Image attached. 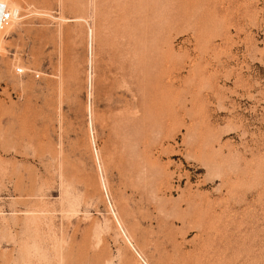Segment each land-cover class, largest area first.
I'll return each instance as SVG.
<instances>
[{
    "label": "rangeland",
    "instance_id": "rangeland-1",
    "mask_svg": "<svg viewBox=\"0 0 264 264\" xmlns=\"http://www.w3.org/2000/svg\"><path fill=\"white\" fill-rule=\"evenodd\" d=\"M13 1L0 264H264V0Z\"/></svg>",
    "mask_w": 264,
    "mask_h": 264
},
{
    "label": "bare ground",
    "instance_id": "bare-ground-1",
    "mask_svg": "<svg viewBox=\"0 0 264 264\" xmlns=\"http://www.w3.org/2000/svg\"><path fill=\"white\" fill-rule=\"evenodd\" d=\"M4 11H7L9 14L12 15V18L7 23H3L2 20H1L2 14H3ZM20 11H21L20 8L14 3L13 0H0V52L3 50L2 44H3L4 37L11 32V30L13 29L14 25H16L17 22H20L23 19L22 17L19 16V12ZM45 16H48V15H45ZM59 20L61 22L62 21L64 22V19H59ZM72 21H76V22L83 21V22H86V24H87V51H88V68H89V70H88L89 74H88V78H87V87H88V99H90L91 89H92V76H93L92 75L93 31H92V27L87 23V21H85L83 19L78 18V19H74ZM15 70H16V74L17 75H18V73H17L18 70H21V72H22V74H20V75H23L25 73L24 69H21V68H16ZM88 114H89V118H90V124L89 125H91V109H90V105H88ZM98 166L100 168V164ZM101 179L102 178H100V180ZM102 183H103V185L102 184L101 185L104 186L103 179H102ZM113 215L115 217L116 223L121 228L120 222H119L118 218L116 217V214L114 213ZM121 232H123V231H121ZM123 235H124V238H125L127 244L131 248H133L130 239L125 234H123Z\"/></svg>",
    "mask_w": 264,
    "mask_h": 264
},
{
    "label": "built area",
    "instance_id": "built-area-1",
    "mask_svg": "<svg viewBox=\"0 0 264 264\" xmlns=\"http://www.w3.org/2000/svg\"><path fill=\"white\" fill-rule=\"evenodd\" d=\"M11 18H12V15L9 14L7 11H4L2 14L1 20L3 23H7ZM17 73L18 75L22 74L21 70H18Z\"/></svg>",
    "mask_w": 264,
    "mask_h": 264
}]
</instances>
